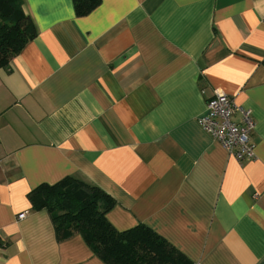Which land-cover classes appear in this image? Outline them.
I'll use <instances>...</instances> for the list:
<instances>
[{
  "label": "crops",
  "instance_id": "crops-1",
  "mask_svg": "<svg viewBox=\"0 0 264 264\" xmlns=\"http://www.w3.org/2000/svg\"><path fill=\"white\" fill-rule=\"evenodd\" d=\"M23 3L35 35L0 68V264H105L31 207L66 176L192 264H264V0ZM214 89L250 110L253 158L198 124Z\"/></svg>",
  "mask_w": 264,
  "mask_h": 264
},
{
  "label": "trees",
  "instance_id": "trees-1",
  "mask_svg": "<svg viewBox=\"0 0 264 264\" xmlns=\"http://www.w3.org/2000/svg\"><path fill=\"white\" fill-rule=\"evenodd\" d=\"M76 16H85L100 0H72ZM23 0H0V68L7 67L35 35ZM34 210L46 209L56 238L80 235L105 264H192L181 252L144 224L118 231L107 220L115 200L98 186L66 176L40 184L28 194Z\"/></svg>",
  "mask_w": 264,
  "mask_h": 264
},
{
  "label": "built area",
  "instance_id": "built-area-1",
  "mask_svg": "<svg viewBox=\"0 0 264 264\" xmlns=\"http://www.w3.org/2000/svg\"><path fill=\"white\" fill-rule=\"evenodd\" d=\"M205 106L206 112L197 119L198 124L236 160L253 158L250 136L254 130V120L250 110L239 107L231 96L218 89L213 90ZM236 114L239 115L237 121L233 119ZM26 214V210L19 212L17 219H22ZM2 247L0 238V250Z\"/></svg>",
  "mask_w": 264,
  "mask_h": 264
}]
</instances>
